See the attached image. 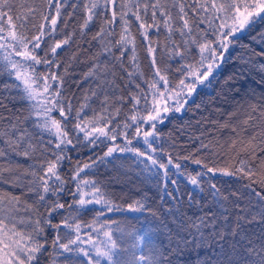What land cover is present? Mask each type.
<instances>
[{"label":"snow or ice","instance_id":"1","mask_svg":"<svg viewBox=\"0 0 264 264\" xmlns=\"http://www.w3.org/2000/svg\"><path fill=\"white\" fill-rule=\"evenodd\" d=\"M15 0H0V50L5 52L4 60L6 61L5 68H11L14 70V75L17 80L22 82L23 95L22 99L30 101L31 111L28 116L21 117L18 114L3 115L0 114V122L5 124L2 131H0V138L2 143L6 147H0V158H3V163H0V179L5 174L10 178L9 182L15 185V181L19 179L17 169L19 164L13 163V155H22L26 158H30L37 151L43 157V163L39 165L40 173L35 171L29 173L33 179L30 181V186H26L27 192H34L39 201L45 202L46 197L51 192L52 195H56L57 199L54 203L48 205L46 213L43 217V223L45 226H51L57 230V234L52 241L53 248H58L60 255L65 253L68 256L65 257L64 264H101V260L107 262V264H133L132 261H125L123 258H117L118 253L127 251V248L123 247L114 238V231H121L122 235L132 236L131 232H124L120 228L117 221L111 222L104 221L99 224V227H94L93 224L82 225L75 217L69 216L63 217L60 222L53 224V213H58L60 209H73L74 205H78L75 211H88L86 206L92 204L102 205L108 212H112L113 208L110 205V201L104 198V193L101 192L100 187L97 186L93 180L80 178L79 183L76 184L74 192H70V195L76 197L71 203L65 205L60 203L58 199V193L64 191L65 181L61 178L59 173V167L62 166V162L65 159L71 160V157L67 155L69 146L72 149H76L78 144L86 142L82 146L88 147L96 146L97 141L103 143L101 137L106 138L109 141L116 139L115 128L109 129V125L112 124V119L109 118L108 113L109 97L104 95L102 101V108L99 113H94L91 118L82 115L84 108L87 104H81L77 110H73V104L71 100L61 96V87L63 85V76H57L55 72H51L49 68L48 74L38 73L36 71L37 65L51 66L59 68V61L53 59L57 56V50H63L64 46L69 45L75 32H71L64 36V38L56 40L55 33L57 32V23L62 20L63 27H68V20L72 18L73 12L80 7L82 9V22L79 24L81 35L84 34V30L89 28V25L93 23L94 19H100L99 31L93 36V39L100 40L104 43V37L113 35V25L115 24L117 17L121 21V31L118 39L114 42L109 41L105 44L103 52H107L111 58V67L104 64L93 63L89 68V71L85 74V79L88 77H96L100 80L97 85L101 90L107 88H118L116 84V68L119 66L123 69V58L125 53L129 51L131 46L130 60L138 68L136 58V37L132 35L130 29L131 21L127 19L129 14L134 17L138 23V30L140 36L144 41H148L149 31L155 30L159 34L161 27L166 31L167 40L170 42L161 45L157 41H149L146 44V52L152 68V79L150 81H144L148 92L141 89L140 84H135L137 89H140L141 94L144 97L145 104H148L149 95L151 97V111L147 112L146 116H140L142 121H153L150 131L141 130L137 123V114L130 116L132 124H137L135 128L134 136H143L144 143L151 150V153H157V148L153 147L155 142L156 123H163L166 117L162 116L163 113L170 111L181 112L184 105L188 103V99L192 93L196 92L198 85H205L207 81V87H211L210 77L215 79L214 71L220 68V62L223 60V52L227 51L228 45L233 42V38H236L237 32H242L246 26L254 24L257 20L264 22V0H74L72 4H67L66 0H45L42 4H28L26 0H21L20 8L24 9L23 12L14 11ZM65 8H71L72 12L66 13L62 18V10ZM172 9H176L175 15ZM187 9V10H186ZM110 11V17L106 15ZM143 12V15L141 14ZM189 12L193 15L189 16ZM150 14L151 22L149 23L146 17ZM39 15L41 22L31 24V28L35 29L32 35L27 34V25L29 18L34 21ZM14 20L16 22H14ZM213 21H219L218 24H213ZM207 23L209 28H214L212 36L213 39L208 38V32L200 28V24ZM47 26V30H46ZM227 29V31H225ZM173 33L179 34L181 37L180 43H177L172 39ZM48 37L52 42L49 43L45 37ZM44 45L43 49L41 45ZM111 45V46H109ZM190 46H194L199 50V59L194 63L186 64L182 66L178 71H184V78L180 79L178 84H174L169 87V80L167 75L164 74L161 67L158 66L157 49L160 51V59H163L165 54L170 57H180L184 59L187 54L190 53ZM112 48L119 50L117 56ZM40 50V54L37 53ZM220 55H217V52ZM19 57L20 59H14ZM261 70L264 71V65H261ZM67 74V67L64 69ZM12 74V73H10ZM103 75V78H102ZM131 80L133 73H127ZM142 76L143 73H140ZM111 76L112 79H107ZM191 78V82L186 83V80ZM227 83V81L225 82ZM53 84L57 87L53 88ZM260 87L264 88V79L260 82ZM5 87H8L5 85ZM92 95L95 96L96 92L93 91ZM135 103L133 107L140 103V98L133 95L131 97ZM175 98L173 104L169 105V101ZM88 97H85L87 100ZM123 100V97H119ZM200 105H196L199 108ZM243 107V106H241ZM0 109L10 111L3 102V98H0ZM56 112L60 120L53 118L51 115ZM259 113V131H253L250 138L247 140L240 139V131L247 132L251 126L254 129L256 125L250 124V122L257 119L253 114ZM114 114H119V108L115 109ZM234 113H229L232 117ZM33 120L34 128L38 129L37 135L40 137L38 144L31 142V134L25 128H20L19 125L22 120ZM74 121V127L72 129L76 136V143L69 137V131L66 125L69 122V118ZM215 123V122H213ZM127 122L124 123L125 129L132 126ZM116 127H119L117 125ZM220 127L230 128L231 132L236 137L231 139L228 143V148L234 150L237 147V143H240V151H249L251 159H257L255 156L256 149L259 147L260 151L264 152V103L257 108L256 105L248 102L245 108V118L239 121L237 124L225 123ZM43 133H47L49 136L54 137L55 140H49V145L54 147L49 151L44 148ZM83 133V136H80ZM211 130H209V134ZM127 143L123 148L119 146H111L107 148V152L104 157L111 156L116 151H128L134 153L137 157H143L144 167L149 171H152L154 175H162L164 178L168 177L169 166H172L179 170L181 164L179 162L174 163L170 154L166 153L163 148L159 149L161 156H167V162L157 159L149 152L141 151L139 148L131 147L132 140L127 139V134L123 133ZM202 135H205L202 133ZM260 137L259 145L254 142ZM153 137V140L149 138ZM27 138V139H26ZM200 140L199 137H197ZM26 145V146H25ZM212 141L207 143L204 140H200L199 148L210 149L212 147ZM223 147V145H220ZM11 153V155H10ZM238 154V153H237ZM104 157H100L103 161ZM180 159L188 160L189 156H184ZM145 161H150L148 164ZM93 164L96 161L92 162ZM192 163L197 165H203V167L209 173L220 172L226 176H235L240 174L242 179H246L248 182L243 185V190L237 189L230 195L235 198V208L237 213L232 221H229L228 216L223 212L220 213L223 216L224 223L221 229L227 228V235L223 230H216L215 235L222 241H227L228 237H239L243 235L247 237L246 225L256 221L259 217V223L264 225V158L259 160V164L253 167L249 161L240 160L239 167L234 171H230L227 166L225 167H209L208 164H204L201 159H192ZM92 164L85 163L82 166L77 165L73 180H77L80 174L85 169H90ZM160 170H163L161 173ZM199 175V174H198ZM191 183L198 185V179L196 176H190ZM49 181L52 183L50 184ZM172 184L176 181L172 180ZM258 185L260 191L253 185ZM166 187V185H165ZM214 189V195L221 197L222 200L227 201L228 197L224 196L215 184L211 185ZM89 189L85 191V189ZM171 195V193H169ZM258 197L255 204H253V198ZM246 199L247 204H242L240 201ZM20 203V198L16 195H4L0 194V264H39V254L44 250L45 243L41 242V237L44 234V227L41 226V220L39 218L29 222L24 220H17L16 212L17 205ZM143 205L137 201L134 204H129L128 209L130 211H140ZM254 209V211H252ZM119 211V207L116 208ZM38 212V210H36ZM227 211V210H225ZM103 210L99 215H103ZM71 219L72 222H69ZM217 219L216 215L211 216V220L214 222ZM21 226L28 225L31 227V231H22L17 228V224ZM116 224L117 228L114 230L112 225ZM61 226L69 229L67 233L62 237L59 234ZM201 226L216 228L215 223L209 225L205 218H200V225L193 223V227L196 228L197 234L203 236ZM90 228L91 231L85 232L82 235L83 228ZM105 238L97 244L93 239V232L101 233ZM147 237V248L151 255H140L135 257L133 253L134 264H157L155 256L158 254L152 247L151 237L147 233L144 236H139L137 243L133 244V247H139L145 244ZM64 242H61V241ZM187 243V241H186ZM90 246V247H87ZM243 253L237 251V245H231V251H225L221 246L220 256L223 259H218L217 264H249L250 257L255 255L259 257L258 264H264V245L257 251L252 246V241L248 240L247 245L243 246ZM94 252V256L91 254ZM80 257H86L87 260H81ZM169 264L171 262L169 261Z\"/></svg>","mask_w":264,"mask_h":264},{"label":"trees","instance_id":"2","mask_svg":"<svg viewBox=\"0 0 264 264\" xmlns=\"http://www.w3.org/2000/svg\"><path fill=\"white\" fill-rule=\"evenodd\" d=\"M44 2L45 0H26L28 4L35 3L39 5ZM66 2L70 5L74 0H66ZM20 3L21 0H15L14 11H24V9L20 8ZM188 3H191V0H188ZM172 11L175 15L177 10L172 9ZM69 12H72L71 8L63 9L62 18ZM141 14L143 15V12ZM82 15V9L77 7L75 12H73L72 18L68 20L67 28L63 27L62 20L57 23V32L54 34L56 40L64 38L65 35L73 31L75 32L69 45L64 46L63 50L58 49L57 56L53 58L59 61L60 67L55 68L41 64L36 66V71L48 74L50 68V71L55 72L57 76H63L61 96L72 101L74 112L81 104H87L82 115L88 118H91L94 113L100 112L104 95H108L109 106L106 115L112 119L109 129L115 128L116 139L103 143L99 141L94 148L92 146L83 147L82 145L86 143L83 141L77 145L76 149H72L69 146L67 155L71 157V160L65 159L62 162V166L59 167L60 176L65 181V184L63 186L64 191L58 193V199L60 203L65 205L71 203L76 197L70 195V192L75 191L76 184L79 183L80 178H85L96 182L101 192L104 193V198L110 201L109 206L113 208V211L108 212L102 205L92 204L86 206L90 210H82L77 213L75 208L79 206L74 205L73 209L66 207L65 209H60L58 213H53L54 219L52 223L60 222L63 217H67L69 214L75 217L82 225L93 224L97 228L104 221H117L124 232L133 233L132 236H128L122 235L121 231L113 232L117 242L127 248L126 252L118 253L117 258L132 261L133 264V253H135V257L151 255L147 248V237L145 244L139 247L132 246L137 243L139 236H144L146 233L150 235L152 247L158 253L155 256L157 264H169V261L171 264H217L218 259H223L220 256L221 246H223L225 251H231L230 246L235 244L237 245V251L242 254L244 248L241 245L246 246L248 240H251L252 246L259 251L261 246L264 245V225L259 223V217H257L255 222L245 226L247 229L246 238L243 235L235 238L229 236L227 241H222L215 235L216 230H223L225 235H227V228L221 229L224 219L220 213L223 212L227 215L229 221L235 218L237 213L235 208L236 201L230 194L237 189L243 190V185L248 181L242 179L240 174L226 176L220 172L209 173L202 164L192 163V159H201L209 167L220 168L227 166L230 171H234L239 167L240 160L249 161L253 167H256L259 164V160L264 158V152L262 151L255 152L257 158L255 160L251 159L249 151H236L233 155L222 157L214 140V137L219 134L215 133L216 131L208 123L212 118L211 111L217 105V102L222 100L223 94L225 95L223 88L230 79L239 81L236 87L240 89L239 95L241 98L254 103L264 101V88L259 86L262 79H264V71L261 70V65H264V22L257 20L254 24L246 26L242 32L236 34V38H233V42L228 45L227 51L223 52L220 68L216 72L214 71L215 79L209 78L211 87L206 86L207 81L205 85L197 86L192 99L184 105L181 112L170 111L164 116L166 117L164 122L159 126L156 125V133L159 135L155 136L153 147H156L158 151L153 154L144 143L142 134L139 137L134 136L137 124H132L130 116L137 114V123L142 132L151 130L150 126L153 121L145 122L140 120V116H146L149 111V100H151V97L149 95L148 104L146 105L140 89H137L135 84H140L141 89H144L145 92L149 91L144 81H150L153 77L146 52V44L149 41L158 40L161 45L168 43L170 46L166 31L162 27L159 34L155 30H151L149 31L148 41H144L138 30L139 22L135 21L134 17L129 14L127 19L131 21L129 26L132 35L136 37V58L139 67L137 68L130 60L132 53L130 50L131 46H129V51L125 53L123 58L124 70H121L119 66L116 68V84L119 87L115 89L107 88L102 91L97 86L100 80L96 77L85 79V74L93 63L107 64L111 67L112 58L107 52H103V48L109 41L114 42L118 39L121 31V21L118 16L113 25L114 34L108 35L106 33L103 38L104 43H101L100 40L93 39V36L99 31L100 19H94L89 28L84 30V34L81 35L79 24L82 22ZM106 15L110 17V11ZM192 15L189 12V16ZM146 19L149 23L151 22L150 14ZM14 22L16 21L14 20ZM40 22L39 15L34 21L31 20V17L29 18L27 25V34L29 36L35 32V29L31 28V24L36 23L38 25ZM218 23L219 21H213V24ZM200 28L208 32L209 39L214 38L212 36L213 31H215L214 28H209L207 23L200 24ZM45 39L49 43L52 42L47 36ZM172 39L177 43L181 41V37L176 33H173ZM43 47L44 45L42 44L41 48L43 49ZM190 48V53L184 59L170 57L167 54H165L163 59H160L161 50L157 49L158 66L167 75L169 87L178 84L179 80L184 78L185 72L178 71V69L199 59V50L194 46H190ZM112 51L117 56L119 55L117 48H112ZM37 53L40 54V50H37ZM217 54L220 55V52L218 51ZM5 64L6 61L0 54V98H3L4 104L10 110L0 109V114H18L21 117H26L31 111V102L22 99L23 86L16 79L12 69L4 67ZM65 67H67V74L64 72ZM128 72L133 73L131 80L127 75ZM140 73H143V75L141 76ZM107 79L110 80L112 77L108 76ZM226 81L227 83H225ZM188 82H191V78L186 80V83ZM5 85L8 87H5ZM52 86L53 88L57 87L56 84ZM93 91L96 92L95 96L92 95ZM133 95L140 98V103L135 108L133 107L135 101L131 98ZM85 97H88V99L85 100ZM119 97H123V100H120ZM196 105H200V107L196 108ZM116 108H119V114H114ZM51 115L57 120L61 119L55 111ZM35 119L33 116L30 119L22 120L19 127L28 130L32 137L31 142L37 144L39 148L38 141L40 137L37 135L39 130L33 126V120ZM125 122L132 124V126L125 129L123 127ZM117 125L119 127H116ZM4 126L5 124L0 122V131L3 130ZM63 126H66L69 131V137L76 143V136L72 131L74 121L71 120V117L69 122ZM209 130H211L210 134ZM123 133L127 134V139L132 140L131 147L149 152V154L166 163L167 156H161L159 152V149L163 148L166 153L171 155L174 163L179 162L181 164V168L177 170L169 166L168 177L164 178L162 175H154L152 171L146 169L144 163H141L144 158L137 157L132 152L116 151L111 156L104 157L108 147L119 146L123 148L125 146L127 140ZM202 133L205 135H202ZM42 135L44 140L43 147L51 151L54 145H49L47 142L49 140L54 141L55 138L47 133ZM80 136L82 137L83 133H80ZM197 137L206 143L211 140L213 146L207 150L201 149L197 151L200 144V140ZM2 139L0 138V147H6L2 143ZM149 139L153 140V137ZM184 156H189L190 159H180ZM100 157H104L103 161L100 160ZM12 159L13 163L20 166L17 169L19 179L15 181L16 186H14L12 182H9L10 178L8 175L5 174L0 179V194L16 195L20 198L16 212L18 221L24 220L30 223L37 218L41 220V226L44 227L41 242L44 243L46 240V243L44 250L39 254V264H64L65 257L68 254L60 255L61 250L52 246L57 230L51 226H45L43 223V217L48 205L54 203L57 196L52 195L50 192L46 197L47 203H45L39 201L34 192H27L26 190V186H30V181L33 179L29 173L32 171L40 173L39 165L43 163V157L37 151L30 158L22 155H13ZM93 161H96V163L93 164ZM3 162V158H0V163ZM145 162L151 163L150 161ZM85 163L92 164V167L85 169L77 180H73L72 176L76 166H82ZM160 172L162 173L163 170H160ZM190 176L197 177L198 185L191 183ZM172 180H175L176 183L172 184ZM49 183L51 184L52 182L49 181ZM212 184H215L219 191L228 197L227 201L214 195L215 190L212 189ZM253 186L257 191H260L258 185L254 184ZM256 200H258V197L253 198V204H255ZM137 201L143 205V208L140 211H130L128 205ZM240 203L246 205L247 201L245 199L240 201ZM117 207H119V211L116 210ZM102 210L104 214L99 215ZM213 214L217 217L214 222L211 220ZM202 217L208 221L209 225L215 223L216 228L201 226L203 233L201 237V235L197 234L193 223L200 225V218ZM69 222H72L71 219ZM17 228L22 231H31V227L27 224L21 226L18 223ZM112 228L115 230L117 225L113 224ZM68 231L69 229L61 226L59 234L63 237ZM88 231H91V229L83 228L82 235ZM93 234L95 235L96 232H93ZM61 242L64 241L62 240ZM79 259L87 260L86 257H80ZM258 262V256L253 255L250 257L249 264H258ZM33 264H36V262H33ZM101 264H107V262H101Z\"/></svg>","mask_w":264,"mask_h":264},{"label":"rangeland","instance_id":"3","mask_svg":"<svg viewBox=\"0 0 264 264\" xmlns=\"http://www.w3.org/2000/svg\"><path fill=\"white\" fill-rule=\"evenodd\" d=\"M225 31H227V29H225ZM240 32H237L236 34H239ZM0 54L1 56L4 58L5 56V52H3L2 50H0ZM218 55V54H217ZM14 59H20L19 57H14ZM14 73V70H12ZM217 71V69L215 70V72ZM21 85L22 82L20 80H18ZM239 81L237 79L234 80H229V82L227 85L223 88V92H225V95L223 94V98L222 100H220L219 102H217V105L212 109L211 113H212V118L209 120V125H211V128L216 131L215 133H218L219 137L216 135L214 137L215 140V144L217 145V149L219 150L220 154L222 157H227L230 155H233L236 151H240V143L238 141L237 143V147L234 150H230L228 148V143L230 142L231 139H235L236 137L234 136V134L231 132L230 128H225V127H220V125H223L225 123L228 124H237L239 121H242L245 118V108L247 107V103L249 101H246L245 98H241L240 94V89L238 87H236V84ZM238 85V84H237ZM199 86V85H198ZM232 88V89H231ZM230 89V90H229ZM229 90V91H228ZM193 95V93H192ZM192 95L191 97L188 99V101H190L192 99ZM150 101V105H149V111H151V100ZM175 101V98H173L172 100L169 101V105L173 104ZM250 103L254 104L257 106V108L260 107V105L262 103H264V101L261 102H256L254 103L253 101H250ZM243 106V107H241ZM170 113V112H168ZM168 113H163L162 112V116L164 117L166 114ZM229 113H234L235 115H233L232 117L229 116ZM254 116L257 117L256 120L250 122V124H254L256 125V128L254 129L253 127H249L247 132H243L240 131V139L241 140H247L250 138L251 134L253 133V131H259V113H255L253 114ZM54 118V117H53ZM215 122V123H213ZM156 125H160L162 123L159 122H155ZM101 140H103L104 142H108L109 140H107L104 137H101ZM97 143H99V141H97ZM255 144L259 145L260 143V137L257 136L256 141L254 142ZM220 145H223V147H221ZM256 151H260L259 147L256 149ZM89 190V189H88ZM87 190V191H88ZM86 191V189H85ZM89 232V231H88ZM97 234V235H96ZM95 235L93 234V239L96 240L97 244L100 243V241H103L105 238L102 235V231L100 234L96 233ZM90 247V246H87ZM93 256L95 255L94 252L91 253ZM101 262H106L104 260H101Z\"/></svg>","mask_w":264,"mask_h":264}]
</instances>
